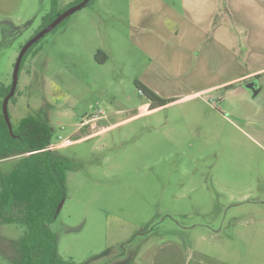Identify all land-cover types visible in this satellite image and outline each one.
I'll use <instances>...</instances> for the list:
<instances>
[{
  "label": "rangeland",
  "instance_id": "374dc122",
  "mask_svg": "<svg viewBox=\"0 0 264 264\" xmlns=\"http://www.w3.org/2000/svg\"><path fill=\"white\" fill-rule=\"evenodd\" d=\"M127 8V0H89L70 14L20 63L8 101L12 129L41 114L54 129L48 148L72 163L49 225L57 255L140 264L163 238L224 261L264 264V74L252 78L262 85L252 96L243 80L200 91L164 69L157 94L172 101L149 108L135 81L150 80L153 58L128 40ZM49 9L50 0H0V82L11 83L20 46ZM21 156L1 158L0 171ZM24 233V224L0 223V264H13Z\"/></svg>",
  "mask_w": 264,
  "mask_h": 264
},
{
  "label": "crops",
  "instance_id": "0c3cea01",
  "mask_svg": "<svg viewBox=\"0 0 264 264\" xmlns=\"http://www.w3.org/2000/svg\"><path fill=\"white\" fill-rule=\"evenodd\" d=\"M127 3L126 36L153 58L148 68L150 80L144 85L155 93L161 95L157 86L163 80L164 69L165 76L173 73L200 84V91L213 92L243 80L242 88L252 93L246 84L264 74V0ZM255 81L261 90L259 80ZM162 239L142 252L140 264H238L195 248L162 245Z\"/></svg>",
  "mask_w": 264,
  "mask_h": 264
},
{
  "label": "trees",
  "instance_id": "16d2710c",
  "mask_svg": "<svg viewBox=\"0 0 264 264\" xmlns=\"http://www.w3.org/2000/svg\"><path fill=\"white\" fill-rule=\"evenodd\" d=\"M80 1L76 0L68 7ZM58 2L50 0V9L41 17V25L34 34L66 9H59ZM37 42L26 50L21 64ZM101 55V51H98L95 57L98 62L107 59L106 54ZM10 86L11 83L0 82V159L12 154L22 156L8 173L0 171V223L17 222L25 226V233L15 243L13 264H77L57 255V238L49 227L58 215L57 206L66 197L65 171L72 167V163L48 148L54 129L41 114L24 116L17 128L13 129V134L9 133L2 113V101ZM135 86L150 101L149 108L172 101L160 97L138 80ZM4 204L9 205V214L1 211Z\"/></svg>",
  "mask_w": 264,
  "mask_h": 264
},
{
  "label": "water",
  "instance_id": "95a60500",
  "mask_svg": "<svg viewBox=\"0 0 264 264\" xmlns=\"http://www.w3.org/2000/svg\"><path fill=\"white\" fill-rule=\"evenodd\" d=\"M89 0H81L80 2L69 6L62 12H60L51 22H49L47 25L42 27L40 30H38L33 36H31L20 48L18 55L16 57V60L14 62L13 66V72H12V80H11V86L8 91V93L5 95L2 101V113L4 116V120L6 122V125L8 127L9 133L13 134V129L11 126L10 118H9V112H8V101L13 96L17 84V77H18V71L20 67V63L22 60V57L26 50L35 42H37L41 37H43L46 33L53 30L57 25H59L65 18H67L70 14H72L74 11L80 9L84 5L88 3ZM246 87L252 91V95H256L259 92V87L254 81H250L246 84ZM63 201L59 203L57 206V211H59Z\"/></svg>",
  "mask_w": 264,
  "mask_h": 264
},
{
  "label": "flooded vegetation",
  "instance_id": "af4514ba",
  "mask_svg": "<svg viewBox=\"0 0 264 264\" xmlns=\"http://www.w3.org/2000/svg\"><path fill=\"white\" fill-rule=\"evenodd\" d=\"M252 81L256 82L255 80H252Z\"/></svg>",
  "mask_w": 264,
  "mask_h": 264
}]
</instances>
